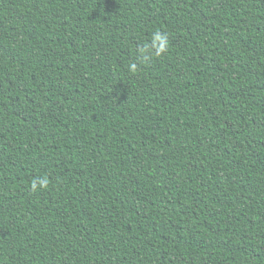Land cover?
Wrapping results in <instances>:
<instances>
[{
	"label": "trees",
	"instance_id": "16d2710c",
	"mask_svg": "<svg viewBox=\"0 0 264 264\" xmlns=\"http://www.w3.org/2000/svg\"><path fill=\"white\" fill-rule=\"evenodd\" d=\"M0 264H264V0H0Z\"/></svg>",
	"mask_w": 264,
	"mask_h": 264
},
{
	"label": "clouds",
	"instance_id": "9594fccd",
	"mask_svg": "<svg viewBox=\"0 0 264 264\" xmlns=\"http://www.w3.org/2000/svg\"><path fill=\"white\" fill-rule=\"evenodd\" d=\"M157 39L160 40L161 38L158 36ZM132 69L135 70V65L132 66Z\"/></svg>",
	"mask_w": 264,
	"mask_h": 264
}]
</instances>
